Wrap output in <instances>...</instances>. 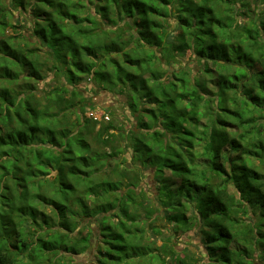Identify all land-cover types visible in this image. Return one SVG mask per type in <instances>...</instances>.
Segmentation results:
<instances>
[{
	"label": "trees",
	"instance_id": "16d2710c",
	"mask_svg": "<svg viewBox=\"0 0 264 264\" xmlns=\"http://www.w3.org/2000/svg\"><path fill=\"white\" fill-rule=\"evenodd\" d=\"M0 264H264V0H0Z\"/></svg>",
	"mask_w": 264,
	"mask_h": 264
},
{
	"label": "rangeland",
	"instance_id": "374dc122",
	"mask_svg": "<svg viewBox=\"0 0 264 264\" xmlns=\"http://www.w3.org/2000/svg\"><path fill=\"white\" fill-rule=\"evenodd\" d=\"M170 39L175 36L177 33L178 29L175 28L173 21L170 22ZM190 52L187 51L185 55L177 57L176 61L174 62L175 68L178 67H187L190 69L191 65H193L189 60ZM195 72V71H194ZM50 75V74H47ZM87 83L88 87L93 88L96 90V94L93 95L92 101L95 103V106H98L99 109L105 110L107 114L111 117L112 122L114 125L122 127L121 131L116 134L117 138L114 143L117 144L119 150L123 151V155H127V147L126 143L127 140L124 139V131L126 127H129V124H127V120H129V115L131 116L130 112L126 110V108L123 106L121 102V97L119 95H113L112 93L106 91V90H100L96 87L94 84V81L91 79H86L85 81ZM55 85V82L52 80L48 79L45 84H40V86L43 88V91L45 92V89L48 87H52ZM39 94H44V93H39ZM109 111V112H108ZM126 125V126H125ZM113 131V130H110ZM123 133L122 136L119 137V134ZM126 136V135H125ZM109 148V147H108ZM107 148V150H108ZM126 150V151H125ZM149 172L150 170L147 168H144L141 173H137V179L139 180L138 182L140 183V186L143 188V191H145V195L141 197L142 201L145 203H148L150 201L151 197V191L153 189L152 186V180L149 177ZM164 235L167 234V230L164 229ZM174 238V241L177 245L178 249H183L184 251L190 252V255H195L197 258H201L203 256V246L200 243L199 237L197 236L196 230H188L186 232L182 233H177L176 235L172 236ZM158 243L160 241L158 240Z\"/></svg>",
	"mask_w": 264,
	"mask_h": 264
},
{
	"label": "built area",
	"instance_id": "2783aa9c",
	"mask_svg": "<svg viewBox=\"0 0 264 264\" xmlns=\"http://www.w3.org/2000/svg\"><path fill=\"white\" fill-rule=\"evenodd\" d=\"M86 115L94 120H108L109 116L105 110H100L98 106H94L86 111Z\"/></svg>",
	"mask_w": 264,
	"mask_h": 264
}]
</instances>
